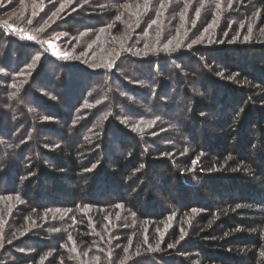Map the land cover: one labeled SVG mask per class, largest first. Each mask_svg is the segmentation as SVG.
I'll list each match as a JSON object with an SVG mask.
<instances>
[{
  "label": "trees",
  "instance_id": "16d2710c",
  "mask_svg": "<svg viewBox=\"0 0 264 264\" xmlns=\"http://www.w3.org/2000/svg\"><path fill=\"white\" fill-rule=\"evenodd\" d=\"M31 1L0 21V264H264V0Z\"/></svg>",
  "mask_w": 264,
  "mask_h": 264
},
{
  "label": "rangeland",
  "instance_id": "374dc122",
  "mask_svg": "<svg viewBox=\"0 0 264 264\" xmlns=\"http://www.w3.org/2000/svg\"><path fill=\"white\" fill-rule=\"evenodd\" d=\"M27 3L28 4H34L31 0H0V21H10V22H20V21H25V17H26V5H27ZM84 11L85 12H83V13H81V14H74L73 16H76V18H79V20H82V21H92L91 19H92V15H90V16H88L90 13L89 12H86L87 10H85L84 9ZM36 14V12H33V14H31V20L33 19V17H34V15ZM72 17V16H71ZM54 18H56V17H54ZM90 18V19H89ZM72 20L73 19H69L68 18V20H66L68 23H71L72 22ZM78 20V21H79ZM227 22V20H225V23ZM67 23V24H68ZM183 24L185 23V21H183L182 22ZM155 32H156V38L154 39V41L153 42H157V41H161L162 40V37H163V29L160 27L159 29H155ZM86 35H84L83 34V31H82V29L80 28V29H78V32H77V35H75V36H71V35H67V34H64V33H60L59 35H58V37H61V38H63V39H69V41H71V39L70 38H72V39H76L77 41H79V40H81V38L82 37H85ZM88 42H90V44L88 45V47H91L92 46V44H91V40L89 39V41ZM71 43V42H70ZM51 47H53V46H51ZM84 47V45L83 46H81V48H83ZM56 52V51H55ZM87 52V53H86ZM85 53L88 55L89 54V51H85ZM104 55V54H103ZM84 57H85V55H83ZM100 57H102V54H100L99 55ZM2 58L4 57L3 55L1 56ZM112 58H110V57H108V56H106V55H104L103 56V62H101V63H99V64H104V63H106V62H109L110 60H111ZM191 85H193V84H191ZM35 88V87H34ZM36 90V89H35ZM106 91V93L108 92V90L106 89L105 90ZM122 94H120L119 96H121ZM204 96V95H203ZM80 97V96H79ZM25 99H26V102L29 104V105H37V104H35L34 103V101H32V98L30 97V98H26L25 97ZM101 101H103V103H106L104 100H101ZM124 101H127V100H124ZM181 99H179L178 101H177V103H179V104H181ZM24 102V101H23ZM25 102V103H26ZM178 104V105H179ZM18 106H21V102L19 101V103L17 104ZM103 105V104H102ZM18 106L17 107H15V105H14V109H18ZM41 107V106H40ZM172 107H173V110H171L170 112L171 113H169L170 114V118L171 119H174V120H178V118H179V112H178V106L177 105H172ZM139 108V106H138V104H135V103H133L132 101H130V102H124V103H122V102H119L118 100L115 102V105H112V106H107V105H105V106H100L99 108H98V106H93L92 107V109L93 110H98V111H106V112H108V111H111V113H112V111H113V109H115L114 110V113H116V115L117 114H122V112L124 113L123 115L125 116V118L124 119H126L127 117H128V112L129 111H133V110H136V109H138ZM42 110H44V109H42ZM45 111V110H44ZM46 112V111H45ZM111 113H109V114H111ZM108 114V115H109ZM133 114V113H132ZM94 117H92V119H93ZM123 119V120H124ZM17 120H19V118H16V121ZM9 123V122H8ZM10 124V123H9ZM56 127H58L59 129H60V132H62V133H65V130H66V124H64V123H62V124H60V126H59V124H57L56 123V125H55ZM78 127L79 128H81V125L80 126H77L76 127V125H75V128L76 129H78ZM92 129H94L93 128V126H90V127H87V129L86 130H88V132H90V136L91 135H94V133L95 132H92ZM112 131L113 132H116V129L114 130V129H112ZM35 133V132H34ZM179 133V132H178ZM69 135H70V133H69ZM180 136L182 137V135H180V134H178V138H180ZM51 137H53V136H51ZM110 138V137H109ZM53 139V138H52ZM161 195L159 194V197H158V203L160 204V205H164L165 207L167 206V202H168V199H166V198H162V197H160ZM114 222H116V223H118L116 220H108L107 221V225L109 224L111 227L113 226L114 227Z\"/></svg>",
  "mask_w": 264,
  "mask_h": 264
},
{
  "label": "snow or ice",
  "instance_id": "6c2138e0",
  "mask_svg": "<svg viewBox=\"0 0 264 264\" xmlns=\"http://www.w3.org/2000/svg\"><path fill=\"white\" fill-rule=\"evenodd\" d=\"M161 6H162V5H161ZM49 46L51 47L52 45L50 44ZM169 247H171V245H170Z\"/></svg>",
  "mask_w": 264,
  "mask_h": 264
}]
</instances>
